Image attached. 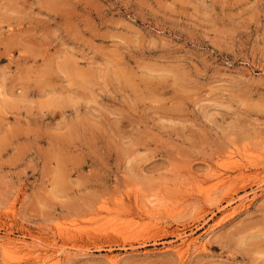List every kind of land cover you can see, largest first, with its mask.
I'll list each match as a JSON object with an SVG mask.
<instances>
[{
	"label": "rangeland",
	"instance_id": "rangeland-1",
	"mask_svg": "<svg viewBox=\"0 0 264 264\" xmlns=\"http://www.w3.org/2000/svg\"><path fill=\"white\" fill-rule=\"evenodd\" d=\"M0 237V264H264V0H0Z\"/></svg>",
	"mask_w": 264,
	"mask_h": 264
},
{
	"label": "bare ground",
	"instance_id": "bare-ground-1",
	"mask_svg": "<svg viewBox=\"0 0 264 264\" xmlns=\"http://www.w3.org/2000/svg\"><path fill=\"white\" fill-rule=\"evenodd\" d=\"M227 154V153H226ZM225 154V155H226ZM234 156V155H233ZM227 158H229L228 160L230 161V163H234V162H236V163H234V166L232 165V167L233 168H236L239 172H237V173H239L238 174V176H240V175H243V173L241 172V170L244 168L243 166H244V163L242 164V163H240V161H237V160H234V158H232V156L231 155H228L227 156ZM250 159V158H249ZM218 163H220V162H218ZM228 163V162H227ZM222 165V164H221ZM248 165V164H247ZM222 168V167H221ZM230 168V167H229ZM231 171V170H230ZM212 172V171H211ZM248 172V171H247ZM250 173V172H249ZM211 174H213V172L211 173ZM210 174V175H211ZM217 174V173H216ZM236 175V174H235ZM212 177H213V175H211ZM211 176H210V178H211ZM214 176H216L215 178H216V182L212 185V186H210V187H212V188H216V187H218L217 185H219V184H222L223 182H225V180L223 179V181L219 178L220 177V175H215V173H214ZM227 176V175H226ZM225 176V177H226ZM242 177V176H241ZM227 178L229 179L230 178V176L228 175L227 176ZM241 181H243V180H241ZM227 183V182H226ZM198 189H199V187H198ZM197 189V190H198ZM203 189V188H202ZM204 190V189H203ZM202 191V190H201ZM200 191V192H201ZM189 192V191H188ZM207 192V191H206ZM199 193V192H198ZM231 194V193H230ZM230 194H228V195H230ZM205 195H206V193H205ZM208 195V194H207ZM223 196V195H222ZM205 197V196H204ZM224 197V196H223ZM228 197V196H227ZM201 198V197H200ZM206 198H208L209 199V197L208 196H206ZM207 199V200H208ZM103 207V206H102ZM102 207H101V209H102ZM98 208H100L99 206H98ZM94 209H96L95 207H94ZM100 209V210H101ZM94 211V210H93ZM92 211V212H93ZM95 212V211H94ZM97 214V213H96ZM96 214H94V215H96ZM1 238V237H0ZM1 240V239H0ZM2 241V240H1ZM197 240H196V238H186L185 240H183V242H182V244H181V246H179L178 247V251L180 252V256H178V257H183V256H181V254L182 253H184V251L186 252V249L188 250V247L190 246H192L195 242H196ZM198 243L200 244V242L198 241L197 242V245H198ZM202 243V242H201ZM0 244H1V246L3 247V249L5 250L6 249V251L8 250V252L10 251H12V252H14V251H17V250H20V249H23L24 248V243H23V241H21V240H16V239H11V237H6L5 238V240H3L2 242H0ZM194 246V245H193ZM199 246V245H198ZM203 246L204 247H206L205 245H204V243H203ZM203 248V247H202ZM198 249V248H197ZM205 249V248H204ZM204 249H202V250H204ZM201 250V249H200ZM177 251V252H178ZM188 252V251H187ZM177 255H178V253H177ZM185 255V254H184ZM7 259V258H6ZM11 259V258H10ZM9 259V260H10ZM9 260H8V262H9ZM11 261V260H10ZM183 261V260H182Z\"/></svg>",
	"mask_w": 264,
	"mask_h": 264
}]
</instances>
